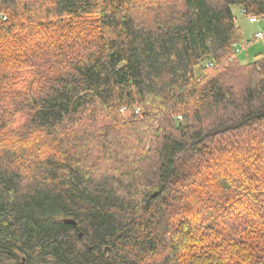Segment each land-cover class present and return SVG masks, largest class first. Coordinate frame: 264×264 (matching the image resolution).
Instances as JSON below:
<instances>
[{
    "label": "trees",
    "instance_id": "16d2710c",
    "mask_svg": "<svg viewBox=\"0 0 264 264\" xmlns=\"http://www.w3.org/2000/svg\"><path fill=\"white\" fill-rule=\"evenodd\" d=\"M233 6L264 18L0 0V264H264V54H234Z\"/></svg>",
    "mask_w": 264,
    "mask_h": 264
},
{
    "label": "rangeland",
    "instance_id": "374dc122",
    "mask_svg": "<svg viewBox=\"0 0 264 264\" xmlns=\"http://www.w3.org/2000/svg\"><path fill=\"white\" fill-rule=\"evenodd\" d=\"M233 13L235 15V25L240 28L244 37L243 44H237V48L240 50L239 54H234L237 56L241 63H249L254 60V58L259 54H264V41L254 40L253 35L257 31H264V20L257 24H249L246 17L241 14V10L237 6H233ZM204 63L196 68L195 73L197 77L202 76L201 67Z\"/></svg>",
    "mask_w": 264,
    "mask_h": 264
},
{
    "label": "built area",
    "instance_id": "2783aa9c",
    "mask_svg": "<svg viewBox=\"0 0 264 264\" xmlns=\"http://www.w3.org/2000/svg\"><path fill=\"white\" fill-rule=\"evenodd\" d=\"M240 12H241V14L243 16L246 17V19H247V21H248L249 24H257V23L262 22L264 20L263 17L262 18H258V17H255V16L246 15L244 13V10H241ZM253 39L254 40H262V41H264V31H261L260 30V31H257L256 33H254ZM235 53L236 54H239L240 53V50L236 46H235Z\"/></svg>",
    "mask_w": 264,
    "mask_h": 264
},
{
    "label": "water",
    "instance_id": "95a60500",
    "mask_svg": "<svg viewBox=\"0 0 264 264\" xmlns=\"http://www.w3.org/2000/svg\"><path fill=\"white\" fill-rule=\"evenodd\" d=\"M65 224L75 225V222L73 220H63Z\"/></svg>",
    "mask_w": 264,
    "mask_h": 264
}]
</instances>
